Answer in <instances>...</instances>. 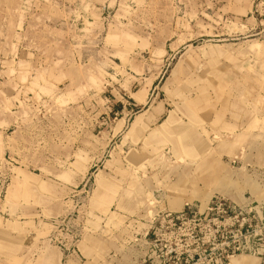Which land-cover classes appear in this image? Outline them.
<instances>
[{
    "label": "rangeland",
    "instance_id": "obj_1",
    "mask_svg": "<svg viewBox=\"0 0 264 264\" xmlns=\"http://www.w3.org/2000/svg\"><path fill=\"white\" fill-rule=\"evenodd\" d=\"M225 1L0 0V215L24 197L35 218L0 264H152L155 214L264 204V0ZM177 114L193 162L144 144Z\"/></svg>",
    "mask_w": 264,
    "mask_h": 264
},
{
    "label": "built area",
    "instance_id": "obj_2",
    "mask_svg": "<svg viewBox=\"0 0 264 264\" xmlns=\"http://www.w3.org/2000/svg\"><path fill=\"white\" fill-rule=\"evenodd\" d=\"M261 232L264 236V204L238 205L213 196L204 209L185 205L155 214L144 241L152 264H210L213 258L212 264H230L240 255L262 259L255 242Z\"/></svg>",
    "mask_w": 264,
    "mask_h": 264
},
{
    "label": "crops",
    "instance_id": "obj_3",
    "mask_svg": "<svg viewBox=\"0 0 264 264\" xmlns=\"http://www.w3.org/2000/svg\"><path fill=\"white\" fill-rule=\"evenodd\" d=\"M110 1L111 0H104L103 4L99 6L97 12L104 13L108 9ZM255 1L257 0H228V1H225V4L223 5L222 10L220 9L219 12H217V14H221L222 17L227 18V19L229 18L230 20L231 19L232 20H242L244 16H248L251 14V11L253 10V7L255 6L254 5ZM117 2H119V0H117ZM97 12H89V14L87 12H72L73 21H76L75 19L76 14H79V15L83 14L84 16L89 17V15H91L92 13L96 14ZM247 23L248 24L246 25V27L251 28L252 21L249 18L247 19ZM77 24H74V25H77ZM158 108L159 106L156 107V109ZM175 117L173 115L170 116L169 118L170 121L166 120L165 122L160 124L158 127L153 129L151 133L145 137L144 144H146L147 146L151 145L153 146V148L154 147L158 148L157 146H160L161 149L169 147L168 149L171 151L172 154H173V145H175L176 154H179L178 156H175V157L180 158V159H185L186 161L191 160L193 162L195 159L194 144L198 140L197 138L198 133H196L194 129L195 127L194 125L196 124H194L193 122L194 119L192 117H188V124L179 123L180 119H179L178 114H177V117L176 118ZM138 120H139V117L137 118L136 121L138 122ZM177 120H179V122ZM191 125H193L194 127ZM210 126H211L210 128L211 131L215 132L217 130L216 127H213L214 124H211ZM221 142L224 143V141H221ZM225 146L227 147V145H224L222 149H224ZM231 155L233 156L234 154L232 153ZM24 177L27 178L29 177V175L25 173L20 175V180L24 181L23 180ZM23 194L24 192L21 191L22 196H24ZM9 197L16 198V197H13V193H11V195L9 194ZM12 203L14 204V206H12L14 207L12 214H8L9 210L6 208L7 209L6 212H3L0 215V243H4V242L7 243L8 241L10 242V245H11V241L16 242L17 238L22 239L20 234L23 235L25 232V234L27 235L29 234L28 231L33 232V225L35 224V218L33 217L34 215L32 214L33 213L32 200L24 202V197H20V201L19 200L12 201ZM27 203H29L30 205H26ZM239 204H243V201ZM5 254L7 253H4V255L0 254V257L2 258L5 257ZM233 262L234 264H237L235 260Z\"/></svg>",
    "mask_w": 264,
    "mask_h": 264
},
{
    "label": "bare ground",
    "instance_id": "obj_4",
    "mask_svg": "<svg viewBox=\"0 0 264 264\" xmlns=\"http://www.w3.org/2000/svg\"><path fill=\"white\" fill-rule=\"evenodd\" d=\"M221 189V188H220ZM217 190V189H216ZM211 191V190H210ZM209 192V191H208ZM212 192V191H211ZM220 192V191H219ZM217 193V192H216ZM214 194V193H213ZM212 194V195H213ZM219 194V193H218ZM204 195V194H203ZM207 195V194H206ZM185 197H187V196H185ZM209 197V196H208ZM204 200V199H203ZM202 200V201H203ZM232 200V199H231ZM190 200L188 199L187 200V202H189ZM209 201V200H208ZM239 201V200H238ZM205 203V202H204ZM179 204V203H178ZM185 204V203H184ZM182 209V208H181ZM235 259V262L237 263V264H251L250 262L251 261H249L248 259H246V258H244V257H237V258H234ZM233 259V260H234Z\"/></svg>",
    "mask_w": 264,
    "mask_h": 264
}]
</instances>
